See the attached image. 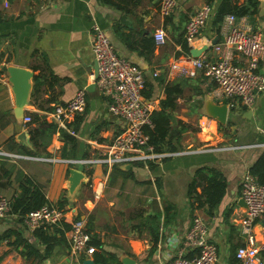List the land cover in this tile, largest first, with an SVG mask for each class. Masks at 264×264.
<instances>
[{
    "label": "crops",
    "instance_id": "obj_1",
    "mask_svg": "<svg viewBox=\"0 0 264 264\" xmlns=\"http://www.w3.org/2000/svg\"><path fill=\"white\" fill-rule=\"evenodd\" d=\"M258 1L256 12L239 18L246 26L264 34V0ZM247 2L177 0L175 11L165 17L160 11L161 0H0V151L13 154L0 155V197L13 200L18 191V171L22 170L43 187L49 204L59 205V200L64 198L69 218L73 220L77 214L85 218L91 237L96 235L105 250L116 253L121 262L124 257H132L137 264H168L181 250L193 217L201 215L208 223L212 241L218 246V262L229 263L234 248L237 252L246 244L240 223L246 208L240 203L241 181L244 173L264 156V92L257 95L252 107L240 102L229 107V99L220 95L217 84L202 70L188 77L171 66L175 61L190 65L187 57L191 52H184L178 38L185 36L189 18L202 5L211 4V17L189 45L196 49L207 46L197 57L209 59L217 56L213 45L221 42L228 32L224 22L231 13L228 9ZM220 11L223 14L218 24ZM96 25L105 30L120 55L143 70L146 83H150L145 87L150 95L145 97L154 111L160 109L166 83L187 82L177 100L176 115L187 122V131L193 130L195 123L200 130L193 136L184 132L180 154L153 161V166L150 162L147 165L82 167L63 161L77 157L63 156L65 142L60 132L53 134L42 152L35 155L26 152L33 143L28 131L30 122H26L25 117L38 113L53 121L49 114L56 103L69 101L83 87L87 89V105L81 113L83 119L78 129L76 117L69 124L74 133L66 129L79 141L78 158L85 152L97 154L98 149L121 131L122 122L109 112L107 96L94 82L96 59L92 39ZM117 25H121L123 31L132 30L136 38L141 30L154 36L157 29H163L166 40L164 43L155 40L154 51L144 49L141 54L120 38ZM132 40L137 47L135 39ZM9 66L33 71L29 101L21 118L15 113ZM260 69L264 71V60L260 62ZM209 100L228 104L226 123L207 113ZM195 145L201 147L195 148ZM202 166L216 168L227 181L226 195L212 217L202 208L193 210L188 196V184ZM70 169L84 174L73 194L70 193ZM11 170L13 174L9 178ZM198 189L201 191L200 187ZM166 204L174 207L170 213H166ZM62 222L51 229L59 228L55 234L61 237L50 257L40 261L36 255L28 257L22 253L27 252L24 240L39 242L34 235L36 229L32 231L24 222H14L13 217L0 218V264H83V255L72 256L69 231ZM151 226L158 232L156 245L151 238ZM11 228L17 233L2 238L4 231ZM61 231L65 233V241ZM255 233L261 251L264 217L257 223ZM39 247L43 250L45 245Z\"/></svg>",
    "mask_w": 264,
    "mask_h": 264
},
{
    "label": "built area",
    "instance_id": "obj_2",
    "mask_svg": "<svg viewBox=\"0 0 264 264\" xmlns=\"http://www.w3.org/2000/svg\"><path fill=\"white\" fill-rule=\"evenodd\" d=\"M176 7L177 0H161L160 11L165 17L171 15ZM211 13V4L205 3L189 18L185 30L188 43L199 36ZM239 20L234 13L226 15L224 22L229 29L224 39L213 45L216 57L206 59L188 55L190 65L175 61L171 68L188 77H194L198 70H202L217 84L220 95L229 99V107L236 106L237 102L252 107L257 95L264 92V71L260 69V62L264 60V34ZM154 37L158 43H164L166 33L157 29ZM92 48L98 64V73L93 75L95 85L107 96L108 110L120 119L122 129L111 142L98 149L97 154L63 161L81 164L82 167L96 164L108 167L137 163L147 165L180 154L179 151L156 152L149 143L146 130L154 126V108L144 94L146 78L143 70L120 55L105 30L97 25L94 27ZM86 105L87 89L83 87L69 101L56 104L49 115L60 127L70 130L69 124L83 113ZM31 120V116L25 117L26 122ZM0 155L13 156L5 151H0ZM241 198L246 202L244 214L240 217L241 233L246 244L237 249L236 260L227 264H264L255 233L257 223L264 217V184L250 170L242 177ZM11 208L12 200L0 197V218L13 217ZM66 214L67 210L59 205L45 204L27 213L24 224L32 231L42 226L53 227L60 224ZM91 239L85 218L74 219L69 232L72 256H92L95 246L91 244ZM218 261V246L210 237L208 223L201 215H195L181 250L168 264H217Z\"/></svg>",
    "mask_w": 264,
    "mask_h": 264
},
{
    "label": "trees",
    "instance_id": "obj_3",
    "mask_svg": "<svg viewBox=\"0 0 264 264\" xmlns=\"http://www.w3.org/2000/svg\"><path fill=\"white\" fill-rule=\"evenodd\" d=\"M258 0H248L246 5L243 6H233L228 9L231 13L237 16H243L249 12H256L258 9ZM222 11L219 12L216 22L219 24L222 20ZM117 34L125 42L129 48L138 50L139 53H143V50L149 52L154 51L155 38L154 36L146 35L145 31L141 30L138 32V38L136 34L123 31L121 25L116 27ZM135 32V31H133ZM136 41V46H133V40ZM178 42L182 45L184 52L190 53V45L184 36H179ZM187 81V79H184ZM185 84L181 81H171L165 85V97L161 100V105L159 110L153 111L152 119L154 126L152 128H147V133L149 135V143L153 146L156 152H177L181 150V140L183 138L184 132L188 130V124L176 115L177 109L179 108L178 98L183 94L185 90ZM150 86V83H146V88ZM144 90L145 95L148 97L150 93ZM58 104V103H56ZM31 122L28 124V131L30 134V139L33 143V147L26 149L28 154H37L42 152L47 148L52 136L56 132L61 133V137L65 142V147L63 151L64 157H77L79 156V141L75 135L68 132L65 128L60 127L55 121H48L46 116L39 115L38 113H31ZM83 119V116L78 114L76 116V129ZM103 140V139H100ZM88 152H85L81 158L87 157ZM89 156V155H88ZM153 166V163L151 162ZM253 174L258 176L260 183L264 184V156L261 157L257 162L251 167L250 170ZM124 172V170H123ZM13 171L8 172V177L10 178ZM17 192L13 196L11 213L13 214V221L17 223H23L24 218L30 211L40 208L45 204L51 203L46 197L43 187L38 184L32 177L26 174L24 171L19 170L17 176ZM11 183V181H10ZM8 183V184H10ZM157 183L161 186L160 179H157ZM201 188L199 191L198 188ZM227 191V181L224 175L214 167L202 166L198 168L188 184V196L190 205L195 208H202L207 215L210 217L215 215L218 206L223 201ZM59 206L64 208L65 200L62 198L59 200ZM173 206L170 204L165 205L166 213H170L173 210ZM80 215L77 214L73 218H79ZM73 220L68 217V214L63 219L62 224L66 227L69 232L72 228ZM52 226H42L34 231V235L39 239L37 244L31 243L30 241H25L26 251H22L24 255L28 257L35 256L38 260L42 261L50 257L54 246L57 244L60 237L55 234L59 228ZM158 227V226H157ZM154 227H150L151 238L155 242L158 240V232L153 230ZM62 232V240H66L64 231ZM17 233L15 229H7L2 234V238L8 236L9 234ZM55 240V241H54ZM21 244V243H20ZM44 244L43 250L39 247ZM91 244L95 245L96 249L93 252V257L95 264H123L116 253L105 250L102 247L101 241L95 236L91 239ZM236 249L234 248L233 257L230 262L236 260ZM27 253V254H26ZM260 256L264 259V247L260 251ZM87 258L86 255L82 256V260ZM217 264H220L219 262Z\"/></svg>",
    "mask_w": 264,
    "mask_h": 264
},
{
    "label": "water",
    "instance_id": "obj_4",
    "mask_svg": "<svg viewBox=\"0 0 264 264\" xmlns=\"http://www.w3.org/2000/svg\"><path fill=\"white\" fill-rule=\"evenodd\" d=\"M216 40L213 39L212 43H215ZM207 49V46L202 47L201 49L191 48V55L194 57L199 56L203 51ZM9 80L13 84V91L15 94L16 100V108L15 113L18 117H23L24 114V106L29 101L30 90L32 87V83L30 79L33 77V71L17 67V66H9ZM96 74L98 73V64L96 62ZM206 111L209 115L216 118L221 123H226L229 108L227 103L218 104L213 100H209L206 104ZM25 136V135H24ZM128 165V164H126ZM70 193L73 194L74 191L78 188L81 181L84 179V174L77 169H70ZM240 203L246 206V202L243 198H240ZM123 264H137L136 260L132 257H124L122 258ZM83 264H95L93 258L88 257L84 259Z\"/></svg>",
    "mask_w": 264,
    "mask_h": 264
},
{
    "label": "rangeland",
    "instance_id": "obj_5",
    "mask_svg": "<svg viewBox=\"0 0 264 264\" xmlns=\"http://www.w3.org/2000/svg\"><path fill=\"white\" fill-rule=\"evenodd\" d=\"M194 128H193V130H190V131H187V133H188V136H193L192 134H195V132H197V131H199L200 130V127L195 123V124H193L192 125ZM199 129V130H198ZM201 132H203V134H204V131H201ZM206 137H208V135L206 136ZM195 148H199V147H201V146H197V145H195L194 146ZM184 148V147H183ZM188 147H185L184 149H187ZM192 148V147H191ZM81 213H83L82 211H81ZM222 264L223 263H225L224 261H220Z\"/></svg>",
    "mask_w": 264,
    "mask_h": 264
}]
</instances>
